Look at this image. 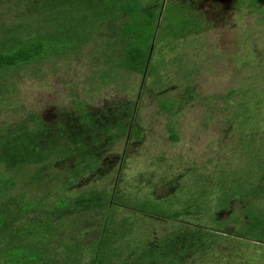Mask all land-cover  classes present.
Segmentation results:
<instances>
[{
  "label": "rangeland",
  "instance_id": "1",
  "mask_svg": "<svg viewBox=\"0 0 264 264\" xmlns=\"http://www.w3.org/2000/svg\"><path fill=\"white\" fill-rule=\"evenodd\" d=\"M93 1L0 0V33L56 37L0 69V197L37 204L15 264H95L103 236V264H264V0H116L63 52Z\"/></svg>",
  "mask_w": 264,
  "mask_h": 264
},
{
  "label": "trees",
  "instance_id": "2",
  "mask_svg": "<svg viewBox=\"0 0 264 264\" xmlns=\"http://www.w3.org/2000/svg\"><path fill=\"white\" fill-rule=\"evenodd\" d=\"M252 4H255V0H249ZM94 6V10H88V14L90 15L89 18H86L85 14H83L82 16H77L75 21L72 24H66L60 31L63 32H71V36L70 39H60L61 41V47H65L66 45L69 47L70 43L72 41H75V43H77V45H81L83 44V42H85V38L86 36H89L90 30H91V23L92 21L96 20V18L99 16V14H105V16H116L117 12L120 8H123L124 11H126L127 13H131V7L129 6H123L121 4H118L116 0H108V2H100V1H93L91 3ZM122 6V7H121ZM90 11V12H89ZM87 12V11H86ZM90 23V24H89ZM137 24L135 22L134 26H131L126 28L125 31L126 32H130V30L132 29H137ZM183 24V23H182ZM187 22L186 25L187 26ZM6 25V24H5ZM4 26V25H3ZM10 29H8V26L6 25V27L2 28V33H0L1 37H0V69L5 67V66H15L17 64L20 63H24L27 62L29 59H32L38 56H42L43 54V50L42 47H44V45L49 46L50 47L53 45V43L55 42V38L53 39V37H51V42L50 44H47L46 41L44 42L43 39L44 37L41 35V33H38L37 36H35V42H33L31 45L30 43H28L26 40H19L17 41V39L15 38L16 33L20 32L17 30V28L15 30H12L9 32ZM15 38V39H14ZM54 41V42H53ZM65 42V43H64ZM140 40L139 39H135V46L131 45L130 47L127 46L125 47L127 50L126 53L124 52L125 55H129V58L131 60L127 61L128 62V66L130 68H138L141 65V56H142V52L140 51ZM76 45V44H74ZM64 47H63V52H67L66 50H69L68 48L64 51ZM71 47V46H70ZM75 49V46H73ZM69 52V51H68ZM0 200H2L0 202V244H4L6 243L7 247H9V245H11L9 247V249L5 252V259L7 261L12 262L13 264H15L17 262V258L15 255L13 254H17L16 252L19 251V248L15 245V240L17 237H19L21 235V230L16 231L15 232V228L13 227L14 223H16L15 221H13V217L15 218L17 216V213L19 214L20 210H23L22 212H24L27 208L29 207H33L35 206L36 203H34L33 201H28L23 197H11V196H1ZM83 201V200H82ZM61 203H67L66 200H62L60 199ZM81 203V201H80ZM37 205V204H36ZM43 209H48L47 205L42 204ZM177 216V214H176ZM253 218V220L255 219V216H251ZM41 221V220H40ZM46 224V222L44 223ZM256 223H254L255 225ZM259 224V222L257 223ZM34 229H37V224H33ZM46 228V227H45ZM47 230L50 233H53L54 231L51 229V227H47ZM15 232V233H14ZM108 237V236H107ZM106 236H103V240H102V245L98 248V252L96 254V257L94 259V263L98 264V261H100L101 263L104 261L105 255H106V244H107V240L109 238H107ZM68 249V252L72 249L71 245H67L66 246ZM191 248V247H190ZM199 250L200 247L198 248ZM3 252V253H4ZM39 254V258H43V252H38ZM35 255H37L35 253ZM34 255V258H35ZM157 255V253L155 254H138V260L142 259V262H137L136 259H130L129 257L132 256L130 255L129 257L125 256V258L121 259V261H116V264H152L150 262H152V256ZM179 253L178 251H172V253L169 255L171 256L172 259L171 262H173L174 264L177 262H180V260L183 258L182 257H178ZM110 258V256L108 257ZM37 259V260H38ZM103 264V263H102Z\"/></svg>",
  "mask_w": 264,
  "mask_h": 264
}]
</instances>
